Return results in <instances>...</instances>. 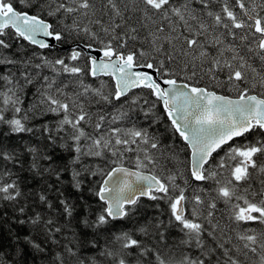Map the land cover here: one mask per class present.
I'll use <instances>...</instances> for the list:
<instances>
[{
  "label": "snow or ice",
  "instance_id": "6c2138e0",
  "mask_svg": "<svg viewBox=\"0 0 264 264\" xmlns=\"http://www.w3.org/2000/svg\"><path fill=\"white\" fill-rule=\"evenodd\" d=\"M0 264H264V0H0Z\"/></svg>",
  "mask_w": 264,
  "mask_h": 264
},
{
  "label": "trees",
  "instance_id": "16d2710c",
  "mask_svg": "<svg viewBox=\"0 0 264 264\" xmlns=\"http://www.w3.org/2000/svg\"><path fill=\"white\" fill-rule=\"evenodd\" d=\"M20 45H23V46H27V42H25V41H20ZM25 50V47H20L19 48V51H21V52H23ZM37 51H41V50H39V49H37ZM46 51V50H45ZM64 53H63V51L62 50H60V49H57V50H53L52 51V53H51V55L52 56H56V55H63ZM105 81H109L110 82V80H109V78L108 77H104L103 78ZM31 98V93H29V99ZM49 119H51V117H49ZM141 122H143V120H142V117H141ZM167 127V124H166V122H162L161 124H160V127H159V131H163V129L164 128H166ZM24 139L25 140H28L29 139V136H28V134H25L24 135ZM19 140V137H14V141H18ZM31 158L30 157H26V160H30ZM22 176L25 178V180L28 182V187L29 188H32V189H39V187L41 186V183L42 182H40V183H37V181L36 180H33L32 179V176H31V174L30 173H28L27 171H25V172H23L22 173ZM38 179V178H37ZM69 179V177L68 176H65V180H68ZM26 191H27V189H25ZM69 191H71V189L69 188ZM144 203L145 204H147L148 202L145 200L144 201ZM157 213V210H155L154 208H149L148 209V214L149 215H154V214H156ZM82 214V213H81ZM163 219H165V220H167V217L165 216V217H162ZM76 231H81V226H78V225H76L75 223L73 224V226H72ZM69 235H70V233H69ZM179 236L175 233V231L173 230V232H172V235L169 237V240L171 241L172 239H175V240H179ZM86 254H90V253H86Z\"/></svg>",
  "mask_w": 264,
  "mask_h": 264
},
{
  "label": "water",
  "instance_id": "95a60500",
  "mask_svg": "<svg viewBox=\"0 0 264 264\" xmlns=\"http://www.w3.org/2000/svg\"><path fill=\"white\" fill-rule=\"evenodd\" d=\"M59 49V48H58Z\"/></svg>",
  "mask_w": 264,
  "mask_h": 264
}]
</instances>
